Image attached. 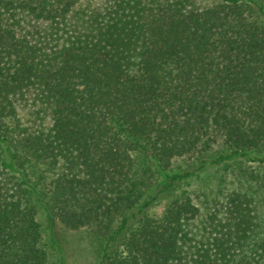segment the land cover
Returning a JSON list of instances; mask_svg holds the SVG:
<instances>
[{"label":"trees","instance_id":"16d2710c","mask_svg":"<svg viewBox=\"0 0 264 264\" xmlns=\"http://www.w3.org/2000/svg\"><path fill=\"white\" fill-rule=\"evenodd\" d=\"M83 1L0 0V264H264V0Z\"/></svg>","mask_w":264,"mask_h":264},{"label":"rangeland","instance_id":"374dc122","mask_svg":"<svg viewBox=\"0 0 264 264\" xmlns=\"http://www.w3.org/2000/svg\"><path fill=\"white\" fill-rule=\"evenodd\" d=\"M105 0H84L78 7L81 13L88 12L91 10H96L104 4ZM212 0H195L197 6H204L210 3ZM24 27L26 30H30V32H40L41 34H45V28L42 24L31 23L25 24ZM34 36L35 33H33ZM35 106L27 99L24 101L20 108V115L24 122H27L28 117H33V110ZM220 148V145H214L212 149V153L216 152ZM191 160L182 161L176 160L173 162V168L176 169L177 166L188 165ZM240 167L248 170H256L264 175V165L251 164V163H243L238 164ZM229 169L227 172H223L220 169L209 168L204 173H201L198 177L193 178L188 182L187 189L194 194H202L209 193V190H216V182L219 178H224L225 183L232 186L231 182L234 180L233 172ZM236 184V182H235ZM203 196L199 199L196 197L197 203L199 204ZM39 222L42 224L43 228V237L44 244L47 247L49 253V260L47 264H59V254L57 253L55 247L51 246L48 241V223L44 216V213L39 210L38 213ZM53 239L60 246L62 251V256L64 258V264H95L97 258V249H99L100 241H92L83 231L80 232H70L64 230L59 224L54 223L53 226ZM99 242V243H98Z\"/></svg>","mask_w":264,"mask_h":264}]
</instances>
